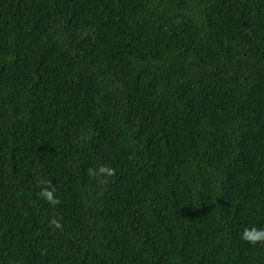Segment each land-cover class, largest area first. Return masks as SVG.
<instances>
[{"label":"trees","instance_id":"16d2710c","mask_svg":"<svg viewBox=\"0 0 264 264\" xmlns=\"http://www.w3.org/2000/svg\"><path fill=\"white\" fill-rule=\"evenodd\" d=\"M252 226L264 0H0V264H264Z\"/></svg>","mask_w":264,"mask_h":264},{"label":"clouds","instance_id":"9594fccd","mask_svg":"<svg viewBox=\"0 0 264 264\" xmlns=\"http://www.w3.org/2000/svg\"><path fill=\"white\" fill-rule=\"evenodd\" d=\"M91 169H89V174H92ZM101 173H107L108 175H111V169H108L106 167H101L99 169ZM55 188H52L51 185L48 187H42L40 192L38 193V196L43 198V200L51 205L55 206L60 203L59 198L54 195ZM49 225H51L54 229H60L62 228V225L60 223V219L58 217H49L48 219ZM239 239L250 245V246H256L258 244L264 245V227H245L240 233H239Z\"/></svg>","mask_w":264,"mask_h":264}]
</instances>
